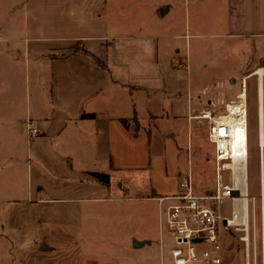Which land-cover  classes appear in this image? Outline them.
<instances>
[{
	"label": "crops",
	"instance_id": "0c3cea01",
	"mask_svg": "<svg viewBox=\"0 0 264 264\" xmlns=\"http://www.w3.org/2000/svg\"><path fill=\"white\" fill-rule=\"evenodd\" d=\"M128 2L148 19L137 30L115 24ZM12 60L22 62L24 80L32 61V94L23 93L22 81L13 85ZM249 80L255 85L258 150L249 149L248 112L246 189L257 155L261 199L264 0H0V224L9 226L8 215L21 214L28 197L38 205L78 207L106 200L100 194L108 184L91 172L130 179L132 189L145 187L148 195L139 198L157 202L158 221L157 198L176 194L182 176L179 141L187 149L186 173L199 155L191 121L200 118L192 112L206 107L205 95L213 96L207 107L214 111L220 102L247 99ZM133 116L136 132L132 121L126 128L120 122ZM29 124L36 129L30 137ZM261 215L264 243L263 206ZM158 237L157 224V238L132 234L129 246L156 244L164 264ZM61 239L55 237V246ZM248 260L264 264L261 243ZM120 264L132 263L125 254Z\"/></svg>",
	"mask_w": 264,
	"mask_h": 264
},
{
	"label": "rangeland",
	"instance_id": "374dc122",
	"mask_svg": "<svg viewBox=\"0 0 264 264\" xmlns=\"http://www.w3.org/2000/svg\"><path fill=\"white\" fill-rule=\"evenodd\" d=\"M141 15V10L137 3L131 4V2H128L124 8V13L122 12L121 16L117 18L120 24L115 23L116 17L114 16H112V21L113 24L118 25L117 28H122L120 27L122 24L124 30H137L140 25L148 23V19L142 17V20ZM136 19H140L141 22ZM14 55L15 52H12V58H15ZM6 58H8V55H6ZM17 59H23V57L17 55ZM12 63L15 65L12 66L11 78L13 85L19 87V83L22 81L23 93L26 91L32 94L33 82L35 81L32 61L29 62L26 80H24L22 62L12 60ZM248 83L249 91L246 100L247 116L249 112L248 127L253 130L249 149H253V151L255 149L257 153L255 85L252 80H249ZM225 95L227 99V97L234 94ZM212 97L211 95H205L201 106L207 107V105H210L207 100ZM219 98L222 99L223 97L220 96ZM224 104L220 102L219 108L213 111V118L227 116ZM200 110L201 108L197 109V112H192V114L196 115ZM191 122L193 139L195 142L198 140L197 142L200 145V148H198L199 155L195 157L197 160L195 158L192 159V181L196 193L211 195L214 191V163L210 156L213 153V147H211L212 152L208 148V119H193ZM27 134L29 137L33 136L32 133L28 132ZM179 145V158L181 159L179 166L182 172L180 179H182L188 173H186L187 149L182 141H179ZM249 156H251V151H249ZM222 176L224 182L230 183L229 172H223ZM248 177L250 231H252L251 225L254 220L255 234L257 236L256 246L260 252L262 206L264 216L263 158L261 160V199L257 155L250 160ZM130 181V179L125 177H113L111 180L109 178L108 189L100 194L102 197H107V199L95 203H82L80 207H78V204L74 206L70 204H54L52 202L38 205L31 203L29 201L30 197H28L25 203L27 204L26 208L22 210L21 214L16 212L14 215V212H10L8 215L9 226L0 224V264H120L121 258L125 254L132 264L136 262L142 263V261H149L150 264H160L158 246L156 244L129 246V237L132 234L138 239L157 238L158 224L157 202L139 198L148 195V190L143 186L137 190L127 187L130 186ZM145 181L139 178L134 179L137 184ZM53 190L52 187H49L50 196L55 195ZM127 197L132 199H126ZM252 197L255 198L254 202ZM24 199H26V196ZM244 201L246 202V200ZM220 210L223 215L230 216L229 199L224 200ZM242 233V231H231L224 238L221 253L222 264H225L227 259L230 260L229 264H244V244L239 239ZM57 236L62 238L61 246L57 244L55 246L53 243ZM250 244L252 245V243ZM58 250H63V253L59 254ZM235 254L238 255L234 256ZM250 254L252 255L251 248ZM163 256L164 264H169V252L166 246H164Z\"/></svg>",
	"mask_w": 264,
	"mask_h": 264
},
{
	"label": "built area",
	"instance_id": "2783aa9c",
	"mask_svg": "<svg viewBox=\"0 0 264 264\" xmlns=\"http://www.w3.org/2000/svg\"><path fill=\"white\" fill-rule=\"evenodd\" d=\"M244 79L242 85H244ZM236 101L240 98H236ZM234 100H230L231 102ZM227 106V102L224 107ZM214 110L201 109L194 117L208 119L207 140L213 145L214 186L213 194L196 193L192 181V172L188 170L179 180L176 194L158 197V245L160 251L168 248L171 264H221L222 242L231 231H242L239 239L244 244L246 263L249 264L250 248H256L255 222L250 231L248 192L245 189L246 206L240 202L242 185L237 184L234 171L229 167L230 154L222 150L215 142V123L211 117ZM28 132L34 134L35 128L28 126ZM225 154V158H222ZM229 172L230 183L224 182L223 172ZM237 187L240 189L237 190ZM246 187V186H245ZM239 195L235 196L234 192ZM225 199L230 200V216L221 213ZM254 197L252 201L254 202ZM254 209V207H253ZM263 226V225H262ZM261 226V249L263 252V227ZM149 243V241H143ZM252 243V245L250 244ZM162 264V263H161Z\"/></svg>",
	"mask_w": 264,
	"mask_h": 264
},
{
	"label": "bare ground",
	"instance_id": "6f19581e",
	"mask_svg": "<svg viewBox=\"0 0 264 264\" xmlns=\"http://www.w3.org/2000/svg\"><path fill=\"white\" fill-rule=\"evenodd\" d=\"M245 95L240 101H234L226 106L227 116H218L212 119L215 123V142L218 143L226 155L230 154L229 167L234 171L237 184L242 185L240 202L246 206L245 189L247 185L246 161L248 154L247 104ZM222 158H225L223 154ZM240 188L237 187V190ZM263 197V196H262ZM244 201V202H243Z\"/></svg>",
	"mask_w": 264,
	"mask_h": 264
},
{
	"label": "trees",
	"instance_id": "16d2710c",
	"mask_svg": "<svg viewBox=\"0 0 264 264\" xmlns=\"http://www.w3.org/2000/svg\"><path fill=\"white\" fill-rule=\"evenodd\" d=\"M77 49V48H76ZM78 50V49H77ZM84 53L88 54L86 51H83ZM97 63L101 66H103V64L96 59ZM132 121L133 125H134V131L136 132L138 129V122L135 118V116H133L130 119H126L123 118L120 120L121 124L126 128L129 125V122ZM93 177H95L99 182L103 183V184H108L109 182V175L108 174H104V173H97V172H91L90 173Z\"/></svg>",
	"mask_w": 264,
	"mask_h": 264
},
{
	"label": "water",
	"instance_id": "95a60500",
	"mask_svg": "<svg viewBox=\"0 0 264 264\" xmlns=\"http://www.w3.org/2000/svg\"><path fill=\"white\" fill-rule=\"evenodd\" d=\"M234 195L235 196H238L239 195V192L238 191H235L234 192ZM142 244H144L143 242H137V241H134L133 243H132V245L134 246V247H136V246H140V245H142Z\"/></svg>",
	"mask_w": 264,
	"mask_h": 264
}]
</instances>
